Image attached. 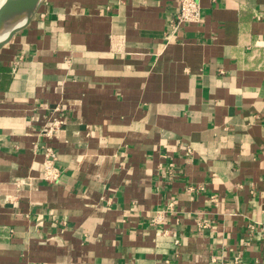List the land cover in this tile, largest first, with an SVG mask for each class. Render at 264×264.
<instances>
[{"label": "crops", "instance_id": "obj_1", "mask_svg": "<svg viewBox=\"0 0 264 264\" xmlns=\"http://www.w3.org/2000/svg\"><path fill=\"white\" fill-rule=\"evenodd\" d=\"M199 3L45 0L0 52V264H264V0Z\"/></svg>", "mask_w": 264, "mask_h": 264}, {"label": "built area", "instance_id": "obj_2", "mask_svg": "<svg viewBox=\"0 0 264 264\" xmlns=\"http://www.w3.org/2000/svg\"><path fill=\"white\" fill-rule=\"evenodd\" d=\"M201 20L199 0H178V12L176 14L177 24H198ZM56 113L60 109H54ZM64 120L59 116L51 117L42 127L39 136L41 141L39 147L42 152V179L52 184L60 177V170L57 167V154L50 144V140L60 133ZM159 217L151 219L150 224L156 225Z\"/></svg>", "mask_w": 264, "mask_h": 264}, {"label": "water", "instance_id": "obj_3", "mask_svg": "<svg viewBox=\"0 0 264 264\" xmlns=\"http://www.w3.org/2000/svg\"><path fill=\"white\" fill-rule=\"evenodd\" d=\"M44 2L45 0H20L16 8L14 4L17 3V0H9L6 7H10L9 11L13 13V17L10 16L7 27L0 30V52L11 46L23 35L39 14Z\"/></svg>", "mask_w": 264, "mask_h": 264}, {"label": "bare ground", "instance_id": "obj_4", "mask_svg": "<svg viewBox=\"0 0 264 264\" xmlns=\"http://www.w3.org/2000/svg\"><path fill=\"white\" fill-rule=\"evenodd\" d=\"M19 1L17 0V3L14 4L17 8L19 5ZM9 0H0V30H3L7 27L10 16L13 15L11 11H9V8L6 7V4L8 5ZM10 13V15H9ZM13 17V16H12Z\"/></svg>", "mask_w": 264, "mask_h": 264}]
</instances>
